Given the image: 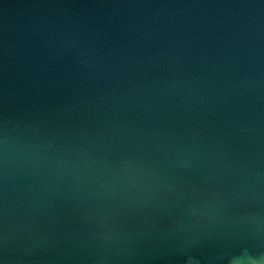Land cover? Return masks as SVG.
<instances>
[{
  "label": "water",
  "instance_id": "obj_1",
  "mask_svg": "<svg viewBox=\"0 0 264 264\" xmlns=\"http://www.w3.org/2000/svg\"><path fill=\"white\" fill-rule=\"evenodd\" d=\"M0 264H264V0H0Z\"/></svg>",
  "mask_w": 264,
  "mask_h": 264
}]
</instances>
